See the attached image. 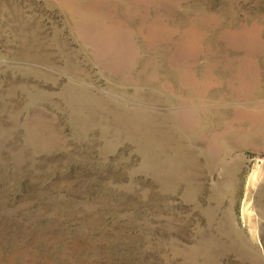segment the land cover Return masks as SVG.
Masks as SVG:
<instances>
[{"label": "rangeland", "instance_id": "374dc122", "mask_svg": "<svg viewBox=\"0 0 264 264\" xmlns=\"http://www.w3.org/2000/svg\"><path fill=\"white\" fill-rule=\"evenodd\" d=\"M0 264H264V0H0Z\"/></svg>", "mask_w": 264, "mask_h": 264}]
</instances>
